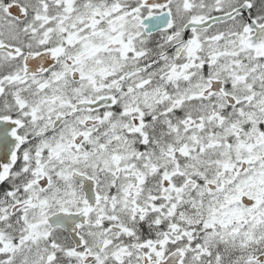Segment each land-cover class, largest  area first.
Returning a JSON list of instances; mask_svg holds the SVG:
<instances>
[{"label":"snow or ice","instance_id":"obj_1","mask_svg":"<svg viewBox=\"0 0 264 264\" xmlns=\"http://www.w3.org/2000/svg\"><path fill=\"white\" fill-rule=\"evenodd\" d=\"M0 264H264V0H0Z\"/></svg>","mask_w":264,"mask_h":264}]
</instances>
